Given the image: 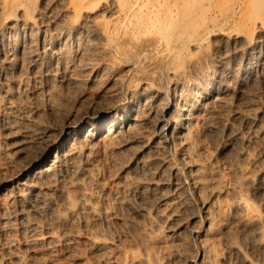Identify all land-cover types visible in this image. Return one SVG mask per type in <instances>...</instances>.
<instances>
[{
  "label": "bare ground",
  "instance_id": "obj_1",
  "mask_svg": "<svg viewBox=\"0 0 264 264\" xmlns=\"http://www.w3.org/2000/svg\"><path fill=\"white\" fill-rule=\"evenodd\" d=\"M99 68L122 108L80 98L55 129L23 107L42 95L61 109L58 94L96 85ZM259 88L264 0H0V264H44L41 244L77 240L82 264H264ZM144 192L158 204L128 212ZM125 220L135 248L108 229Z\"/></svg>",
  "mask_w": 264,
  "mask_h": 264
},
{
  "label": "rangeland",
  "instance_id": "obj_2",
  "mask_svg": "<svg viewBox=\"0 0 264 264\" xmlns=\"http://www.w3.org/2000/svg\"><path fill=\"white\" fill-rule=\"evenodd\" d=\"M150 1H152L153 3H155V4H158V3H164V2H166L167 0H150ZM128 2V0H120V3H121V5L123 6L124 4H126ZM115 18H117V16L116 15H114V16H111L109 19H115ZM93 62V61H92ZM91 65H92V63H91ZM89 73L90 72H88V70L86 71V72H84V76H86V78L88 77V75H89ZM82 74V73H81ZM96 74L98 75V78L100 77V76H102V74H103V76H102V78L104 79V76H106L107 77V75L105 74V72L102 70V68H99L97 71H96ZM100 75V76H99ZM106 77H105V79L103 80L101 77L99 78V80H97V81H99V82H97L96 81V85H92V84H94V83H92V82H86L84 85L83 84H81V85H75V86H72V85H69V86H67L68 88H67V90L65 89V92L63 93V91L62 92H60V94H58L59 95V98L63 101H61V103L63 104H61V106L64 108H62L61 107V109H63L62 110V112L63 113H61V109L59 110L58 109V107H56L57 105H54V101L55 100H49V102H50V104L52 105V103H53V108H54V110H55V112L53 111L52 113L51 112H49V111H47V103L45 102L46 101V98L44 97V99H42L43 97H39V96H42V95H39V96H30L29 97V99H27L24 103H23V107L24 108H26V111H29V112H38L39 113V118H41V119H47L49 116L52 118V119H50L51 121H53V127H55V129H58L60 126V120L62 119V117L64 116V113H67L68 111H69V109L74 105V104H77L78 103V101L80 100V98L83 100V102H82V104H81V107H85L89 102H90V104H92L93 106H95V107H97V109H100V108H102L103 110H105V109H107L106 111H105V113L107 112V111H113V110H115V108L116 109H120V108H122L123 106H124V102H125V100L123 101V99H122V101L119 103V105L117 106H112V107H108L107 105L108 104H110V102L105 98V97H103V95H101V94H103L104 92V94H106V92L108 93V90H109V84H108V82L106 81ZM106 81V82H105ZM89 84V85H88ZM108 87H107V86ZM108 88V90H106ZM262 88V87H261ZM261 88H259V92H258V89H256V92L259 94L260 92V94H262V90H264V89H262L261 90ZM261 90V91H260ZM62 95V96H61ZM100 96H102V98L100 97ZM62 97V98H61ZM104 98H105V100H104ZM45 100V101H44ZM104 102H102V101ZM55 103L57 104V102L55 101ZM105 105V106H104ZM111 105V104H110ZM122 105V106H121ZM104 106V107H103ZM44 107H46L45 108V110H44ZM67 108H69V109H67ZM59 110V112L57 113V111L56 110ZM66 110H68L67 112H66ZM47 112V114H46V112ZM65 111V112H64ZM45 112V113H44ZM48 112L50 113V114H48ZM45 115V116H44ZM47 115V116H46ZM16 116H14V118H15ZM11 120H13V117H12V119H10V121ZM50 121V122H51ZM59 123V124H58ZM109 124V123H108ZM264 124V123H263ZM262 124V125H263ZM14 128V127H13ZM263 128H264V125H263ZM13 130V129H12ZM28 130V129H27ZM27 130H25L26 132L25 133H23L26 137H27V135H28V137H30V135L28 134V131ZM24 131V130H23ZM262 132V131H261ZM24 135H19L17 138H16V141H17V143H20L19 141L20 140H22L23 139V136ZM31 138V137H30ZM36 140V141H35ZM35 140H31V143H32V149H30V151H32L33 153H34V151H36V150H39V149H41L42 148V144L37 140V139H35ZM26 141H27V139L25 138L24 139V142H25V144H26ZM25 146V145H24ZM26 146H27V144H26ZM209 144L206 142L205 143V147H206V149H209ZM111 173L112 172H116V173H119L115 168H109L108 169ZM1 194H3V192H1L0 193V195ZM157 195L156 193H153V195ZM142 195H144V196H142ZM142 195H139L138 197H135V198H133V203H132V207H131V209H127V211L129 212H131V210H134V209H136V208H138V207H141V205H142V207H145V206H147V205H149V206H151V205H154V203H155V205L156 204H158V202H159V199L160 198H157L159 195H161V194H158L157 196H156V198L157 199H155L154 198V196L152 197L151 196V194H147L146 192H144V194L142 193ZM141 196H142V198H141ZM0 197H2V196H0ZM146 197V198H145ZM161 197V196H160ZM137 198V199H136ZM141 199V200H140ZM143 199H145V200H143ZM134 201H139V203H141L140 204V206L138 205V202H136L135 203V205H134ZM144 201V202H143ZM151 201V202H150ZM157 203H156V202ZM146 202V203H145ZM150 203V204H149ZM191 204H192V206H191ZM195 203L193 202V201H191V203H190V207H192V208H190V210H192V209H194V208H196V207H194L195 205H194ZM120 207H121V205H120ZM136 207V208H135ZM121 211H119V213H123V211H125L124 210V208H122V209H120ZM127 211L126 212H124L123 213V215H127L128 213H127ZM194 211H197V210H194ZM200 211H197V212H195L196 213V216H198L199 218H200V220H202V213L200 212ZM187 213V212H186ZM188 213H189V210H188ZM198 220V223H199V219H197ZM128 222V223H127ZM126 226H125V225ZM134 224V223H133ZM122 225H124V226H122L121 227V225H120V227L117 225H114V226H109L108 227V229H109V231L111 232V233H113V235L114 236H116V235H121L122 236V246L123 245H125L127 248H135V247H137L138 246V243L135 241V239L138 237V233L137 234H135L136 232H137V230H138V226H136L135 228H134V226H132L131 227V225H132V222H129V220H125L123 223H122ZM129 225V226H128ZM134 225H136V224H134ZM128 226V227H127ZM201 226L203 227L204 226V223H203V220L201 221ZM112 227V228H111ZM139 231V230H138ZM11 237V236H10ZM8 237H6L5 236V234L1 231V229H0V242L1 241H4V240H6ZM12 239L15 241V248H17L18 250H20V251H27L28 250V248L27 247H25V246H23L21 243H20V241H21V239H20V236L18 235V234H13V236H12ZM17 240V241H16ZM162 245H164V244H157V243H152V244H150L149 246H148V249L149 250H152V251H155V252H158V251H160V249H161V247H162ZM189 247V250L190 251H194V252H196L197 250H199V248H198V245H197V247H195V246H193L192 244H190V245H188ZM217 247V246H216ZM40 250H36L37 252H36V256L37 257H40V259L43 257V259H44V264H82V263H84L85 261H88V256L85 254V251H84V245H83V243L80 241V240H77V241H75L74 243H73V245L72 246H70V247H68V248H63V247H61V246H57V247H53V246H50V245H46V244H41L39 247H38ZM194 248V249H193ZM195 256H194V258L192 259L193 261H195ZM122 259V256L120 255V254H116V256H115V260L116 261H120ZM176 262V263H175ZM174 263L175 264H189V263H184V262H181V261H175ZM190 264H194V263H190Z\"/></svg>",
  "mask_w": 264,
  "mask_h": 264
}]
</instances>
